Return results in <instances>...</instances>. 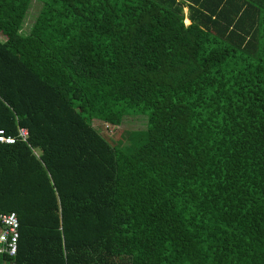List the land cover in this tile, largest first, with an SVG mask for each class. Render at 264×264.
<instances>
[{"label": "trees", "instance_id": "obj_1", "mask_svg": "<svg viewBox=\"0 0 264 264\" xmlns=\"http://www.w3.org/2000/svg\"><path fill=\"white\" fill-rule=\"evenodd\" d=\"M0 34V264H264V0H0Z\"/></svg>", "mask_w": 264, "mask_h": 264}, {"label": "built area", "instance_id": "obj_2", "mask_svg": "<svg viewBox=\"0 0 264 264\" xmlns=\"http://www.w3.org/2000/svg\"><path fill=\"white\" fill-rule=\"evenodd\" d=\"M25 131L21 130L20 135L24 136ZM14 137L7 135L0 129V143H13ZM19 221L14 211L4 212L0 210V255L14 257L17 252L19 238ZM3 264H10L4 262Z\"/></svg>", "mask_w": 264, "mask_h": 264}, {"label": "rangeland", "instance_id": "obj_3", "mask_svg": "<svg viewBox=\"0 0 264 264\" xmlns=\"http://www.w3.org/2000/svg\"><path fill=\"white\" fill-rule=\"evenodd\" d=\"M38 9H39V4L36 1H33L24 19V24H23L24 31H27V29L32 24L34 17L37 14ZM185 12H186V9H185ZM185 23H188V20H185ZM0 39H3V36L1 34H0ZM145 123H146V119L144 116L125 117L124 120L121 122V124L115 127L107 126L106 124L103 125L102 122H100L99 120L93 121V125L100 128L102 131V134L106 138H109L110 140H113V141L117 140V138L126 130L144 128Z\"/></svg>", "mask_w": 264, "mask_h": 264}]
</instances>
